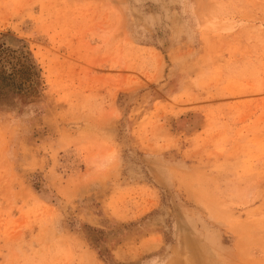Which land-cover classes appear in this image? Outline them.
Wrapping results in <instances>:
<instances>
[{"label":"rangeland","instance_id":"1","mask_svg":"<svg viewBox=\"0 0 264 264\" xmlns=\"http://www.w3.org/2000/svg\"><path fill=\"white\" fill-rule=\"evenodd\" d=\"M0 264H264V0H0Z\"/></svg>","mask_w":264,"mask_h":264}]
</instances>
